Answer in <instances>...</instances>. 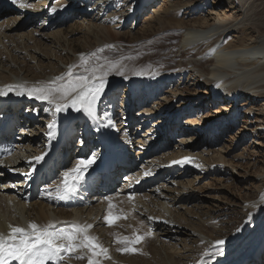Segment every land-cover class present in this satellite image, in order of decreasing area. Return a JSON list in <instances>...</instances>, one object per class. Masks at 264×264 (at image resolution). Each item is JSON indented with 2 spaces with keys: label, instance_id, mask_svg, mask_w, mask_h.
I'll list each match as a JSON object with an SVG mask.
<instances>
[{
  "label": "bare ground",
  "instance_id": "bare-ground-1",
  "mask_svg": "<svg viewBox=\"0 0 264 264\" xmlns=\"http://www.w3.org/2000/svg\"><path fill=\"white\" fill-rule=\"evenodd\" d=\"M79 1L54 0L53 3L52 0H18L17 3H13V0H0V90L7 92V95H0V117H13L14 121L8 126H5V120L1 121L0 129L5 130V135L19 130L12 137H4L0 134V141L4 145L8 147L13 143L15 147L10 156L0 161V233L7 235L10 231L9 225L27 228L30 222L41 226L49 223L60 224L58 228L68 227L72 223L91 224L89 235L97 237L99 243L108 249L110 258L97 257L101 264H201V262L202 264H235L244 255L253 254V247L264 240V178L257 181L261 183L259 186L254 187L252 185L254 182L249 184L246 177L248 175L255 177L250 170L256 163L260 175L264 174V112L260 106L257 113L251 112L253 115L240 119L239 106L250 104L252 99L255 101V96L264 99V19L262 20L258 15L257 6L253 5L251 10L253 18L248 17V22H245L246 24L244 23L239 31L235 27L249 11L240 0H229L230 2L224 4L221 11H218L215 5L223 4V0H215L208 18L203 21L175 23V26L184 25L181 37L174 46L176 51L181 52L182 58L177 59L176 68L150 72L139 69L136 72H142L143 75H134L133 72L126 75L127 79L125 75L107 76L104 92L95 105L94 117L71 108L55 112L54 107L44 101L36 100L35 103H29L24 100H14L28 95L18 96L15 88L9 91L6 86L17 84L28 87L39 86L57 77H63L57 81V84L65 85L79 77H91L92 73L82 69L80 63L92 49L86 36H89V33L97 36L101 31L93 22L81 17L89 15L94 6L95 10L92 13L97 12V16L101 15L100 13L109 7V4L106 5L109 1L89 0L91 4L94 3L92 6L91 4L84 6ZM144 1L148 0H139L136 3L139 4V8ZM194 1L164 0L163 7L154 10V18L159 20L161 17H166L167 12H173L175 16V12L179 13L186 7L193 8V4L196 5ZM21 3L28 6L21 7ZM137 5H134L125 21L133 17L130 21L132 22L137 18ZM52 9L55 11L53 12ZM261 10H264V4ZM232 31L239 32V40L235 43L229 40L221 45L220 39ZM205 50L208 53H204ZM69 72H71L70 76ZM201 79L206 84L208 94L202 100L201 94L193 101L195 98H191L190 91L195 92L196 87L191 86L199 85ZM244 79H246L245 84L242 85ZM125 81L126 102L123 103L129 107L131 97H134L136 103L131 105L132 108L137 109L141 103L145 108L150 106L146 111L137 112L140 116H144L138 120L141 121L139 125L148 123L149 132L151 131L146 136L149 137L147 140L136 139L137 145L133 139L127 137L125 126L117 133L118 111L115 114L112 110L116 102V92ZM174 82L180 85H175ZM169 87L176 88L171 92L164 91ZM247 87L250 91L245 89ZM253 88L256 95L252 94ZM166 92L170 93L169 95L180 94L184 97L182 106H175L176 99L173 96L166 97L164 102L159 101L161 99L159 95ZM142 97L144 101H141ZM10 100L18 104L4 105V102ZM206 103L210 106L217 104L219 106L209 109L206 118L200 121L185 116V127L189 128L192 125L193 128L179 136L181 149L178 152L161 154L163 150L169 148V138L176 133L180 134L174 127L179 119L178 116H182L184 112L190 113L193 107H197L195 111H200ZM134 114L130 111V113L126 112L125 116L129 119L133 118ZM18 119L23 120V125H19V122L15 123ZM53 119L56 121L55 135L49 136L51 130L48 125ZM212 121L216 123L212 124ZM81 127L83 132L77 148L82 146L84 136H88L86 146L87 141L90 144L85 147L86 151H89L88 157L95 156V161L85 172L84 178L100 168L110 150L117 151L120 146H124V149L128 148L129 153L136 155V158L145 155L144 163L133 164L118 152L115 156L113 181L115 185L120 184V181L123 182L115 193H113L114 188L108 192L101 191L97 182L96 188L87 195L86 201L77 192L73 197L60 200L54 194L56 186L51 188V196L42 193L43 189L47 190L43 187L40 190L38 188L37 193L40 194L38 207L26 208L31 200L28 189L32 186L27 181L33 174L30 172L38 165L35 158L44 154L56 137H65L67 133H72L71 139L65 146L66 151L69 150L68 146ZM204 127L205 129L211 127V130L208 128L204 130ZM121 130L123 132L120 134ZM235 130L238 131L233 133ZM221 135L227 138L222 142L223 153H228L241 140L249 137L250 145L243 148L240 156H234L240 161L231 163L232 172L228 173L232 177L231 181L237 180L234 176L235 172L236 175L245 177V180L237 182V187L240 188L239 194L242 196L232 191L228 192L230 199L227 201L220 200L217 204L215 200L204 203L207 199H215L208 194L211 186H208L207 182L195 186L191 181L185 182L179 179L186 178L190 170H195L198 172L192 179L195 183L210 170H212L210 174L218 170L215 168L202 170L200 168L202 165L199 164L205 162L203 155L201 151H194V148L214 146L221 141ZM103 142L104 146L100 145ZM245 152L247 154L244 158ZM67 153V158L71 157V153L68 151ZM86 154L74 156L69 169L79 161L76 157L87 159ZM250 157H255L253 159L255 161L251 162ZM185 158L190 160L184 162ZM245 159L248 160L246 163L243 162ZM56 161L58 168L56 171L63 174L67 166L60 167L59 162ZM173 161H181V163H173ZM119 164L122 166L119 167ZM224 164L228 166L227 163ZM214 166L215 164L211 163L207 167ZM124 172H127L126 176ZM145 172L150 174L145 175ZM62 174L58 176L59 182L56 184L61 182ZM156 175L159 177L154 178ZM80 182L77 188L82 190L83 187L79 186ZM109 198H111V209ZM169 198L172 205L180 203L176 206L177 209H186V211L178 215L176 209L173 206L171 208ZM197 200L199 202L195 206L197 211L187 209L188 205ZM66 203H72L73 206L69 209ZM45 207L48 209L51 207L53 218H50L51 213L47 212ZM234 209H240L242 216L229 218L230 222L220 219ZM33 210L36 214H32ZM112 213L115 216H111ZM140 213L147 215L146 219H142ZM105 217L113 219V223L109 224ZM116 217L119 219H115ZM124 220L128 223H123ZM153 228L156 229V239L163 245L166 237L181 242L175 244L174 251L164 249L165 245L161 248L147 247V245L145 247V244L153 238V233L151 235L148 232ZM134 235L144 236L141 241V245L145 247L144 251L138 253L139 255H122L123 252L118 251L120 247L117 237L133 238ZM218 240L224 241L223 245L218 246L222 249V253H218L216 247H213ZM198 247L200 249H197ZM260 248L261 260L257 264H264V246ZM195 252L197 257L194 256ZM205 252L208 254L205 255ZM233 252L237 257L230 259ZM89 255L87 249L73 253L62 252V259L52 262L88 264ZM77 256L84 258L78 259Z\"/></svg>",
  "mask_w": 264,
  "mask_h": 264
},
{
  "label": "rangeland",
  "instance_id": "rangeland-1",
  "mask_svg": "<svg viewBox=\"0 0 264 264\" xmlns=\"http://www.w3.org/2000/svg\"><path fill=\"white\" fill-rule=\"evenodd\" d=\"M52 1L54 3V0H52ZM99 1L102 2L105 0H99ZM108 1L109 2H107L106 5L109 4L108 5L109 7H107L104 11H102L100 13L101 15L97 16L96 15L97 12L92 13V11L95 10V6H94V7H92V10L90 11L89 15H87V16L85 15V16L81 17V19L93 22L95 25H97V28H100L101 32H99L100 34H98L97 36L92 35V33H89V36H86L88 41H89L88 44L92 45V47H91L92 49L90 50V52L86 55V58L84 59V60H87L88 63L84 64L83 63L84 60H83L80 64L82 65L81 66L82 69H86L88 72H91V70L93 68H97L100 65H103L104 66L103 70L106 71L110 67L109 62L118 63V65L124 70L125 76L128 74H131L134 71L139 70V69L144 70V71H148V72L165 70V69L174 70L176 68L175 64L177 62V59H179V58H180V60L182 59L181 54H180L181 52L179 50L176 51V48H174V46L178 43V41L181 37L182 31H183V26H184V25L175 26V23H178L180 21H187V22L199 21V22H201L204 19L208 18L209 13L211 12V7L213 6V4H215V0H195L194 3H196V5L193 4V8H191V7L187 8L186 7L183 10H181L179 13L175 12V16L173 15V12H167L166 17H161L158 20L157 18H154V13H155L154 10L162 8L163 4H164V2H163L164 0H155L154 2L149 1V0L144 1L143 5L140 4L141 5L140 8H139V4L138 5L136 4L139 0H108ZM240 1H243L244 7L247 6L248 8L247 7L246 8H247V10L249 9V11H247V13H246L247 15L242 17L243 19L241 22H239V25H237L235 27L237 30L238 29L240 30V28L242 26H244V23L248 22L247 21L248 17L253 18V15H252L253 12L251 11L254 7L253 5L257 6V8L259 9L258 15L260 16V18L262 20L264 19V10H261V7H263V4H264V0H240ZM229 2H230L229 0H223V4L215 5V6H217L216 9L218 11H221L224 8V6L226 5V3L228 4ZM88 4H91L90 1L88 2ZM93 4H91V6ZM134 5L138 6V10L136 12V14L138 13L137 18H135L132 22H130V21L133 19V17L131 19H128L127 21H125L124 19L128 18V17L126 18V16L134 8ZM170 14H172L173 16ZM211 17H212V15H211ZM81 19L79 21H81ZM238 31L237 32L232 31V32L228 33V35L226 37H222L220 39L219 43H221V45H223L225 42H228L229 40H230V42H234V43L237 42L240 38V34ZM109 45H111L113 47H109ZM101 49H103V51H100ZM204 53H208V52L205 50ZM174 59H176V60H174ZM97 73L100 74L99 71ZM107 76H121V75H118L116 71H110ZM245 80L246 79H244L242 81V85L245 82ZM174 84L176 85L177 83L174 82ZM177 85L179 86L180 84L178 83ZM205 85L206 84L204 83V80L201 79L199 81V85L191 86V87H196L195 92L190 91L192 94L191 98H195V99H193V101L196 100V98L200 97L201 94H202V96L200 97L201 100L207 96L208 92L206 93ZM242 85H240V86H242ZM126 88H127V85H126V81H125L119 86L118 91L116 92V95H115L116 102H115V105H113L112 110L114 111L113 113H115V114H116V111H118L116 114V116L119 117V121H117V123H119V127H118L119 129L117 130V133L119 132L120 128L125 126L124 129H125V133L127 134V137H130L131 139H133L135 141V144L137 145L136 139L139 138L138 140H147L149 138V137L146 138V136L149 135L151 132V131L149 132L150 124L145 123V124L139 125L141 121L139 122L138 120L144 118L143 115H141V116L139 115L140 111H143V110L146 111L147 109H149L150 106H147L145 108V106H142V103H141V105L137 109L134 107H133L134 108L133 109L131 107V105L133 103H136V100L134 99V97L133 98L131 97V100H130L131 103H130L129 107H127V105L125 103H123V102H126V98H124V96H125L124 92H125ZM175 88L176 87H169L167 89H164V91L171 92V91H174ZM245 89H247V91H250V89L248 90V87ZM252 91L253 92L255 91L254 88L252 89ZM167 92L163 93L162 95H159L161 99L163 98L162 100L160 99L159 101L164 102L166 100V97L170 98V96H173L174 99H176L174 101L175 106H178V105L182 106L183 99H185L184 97H181L180 94L169 95L170 93H167ZM245 92H246V90H245ZM196 93H197V95H196ZM222 93H224V92H222ZM224 94H226V93H224ZM252 94L256 95L257 93L254 92ZM143 98L144 97L141 98L142 99L141 101H144ZM251 101H250V104L248 103V105L239 106V112L241 113L240 119H242L244 116H248V115L250 116V115H253L254 113H257L260 106L263 108V112H264V99L255 96V101H252V102ZM149 105H151V103H149ZM218 106H219V104H217L215 106H212V105L210 106L209 104L206 103L205 107L201 108L200 111H195L197 107H193V109L190 113L184 112L182 116H178L179 119L176 121V124L174 125V127L178 128L181 125L185 124L184 123V121H185L184 117L185 116L190 117V119L200 121L201 119L206 118L205 116H207L209 109L215 108ZM124 108L127 109L126 112L130 113V111H132V113H135L133 115V118L131 117L128 119L125 116V113H126L125 110L126 109L124 110ZM182 108H181V110H182ZM137 112H139V113H137ZM143 114H145V113H143ZM213 123H216V121L215 122L212 121V124ZM82 127L79 128V130L77 131V135L73 137V139H72L73 141L68 146V149L70 151L69 150H67V151L71 152V157L68 158L69 162L67 164V167L63 171H66L67 169H69L71 167L74 154L76 153V149L78 151L77 144L79 143L78 140L82 134V130H83ZM211 127H212V125H211ZM211 127L210 128L207 127V128L209 130H211ZM206 129L204 127V130H206ZM123 130H121L120 134L123 132ZM237 131L238 130H235L234 132L231 131V132L236 133ZM183 133L184 132H180V134L179 133L174 134V136L169 138L170 139L169 148L167 150H163L161 154L165 155V154L178 152L181 149L180 148L181 144H179L180 143L179 136L181 137L183 135ZM120 134H119V136H120ZM167 134H169V133L167 132ZM215 134L217 135L216 132H215ZM224 140H227V138L225 136H222L221 141L214 146H211L209 148L208 147L204 148L206 146L194 148V151H201V153H202L201 155H203L202 157L204 158L203 161H205V162H201L199 164V166L202 165V166H200V168L202 170H210L212 168H215V169H218L217 171H214L212 174H210V172L212 171V170H210L209 172L206 173V175L205 174L203 175V178L200 181H196L195 183H194V181H192V179H194V177L198 173L195 170L194 171L190 170L191 172L189 173V175H187L186 178L179 179L181 181L185 180V182L191 181L192 185L195 184V186H198V185L200 186V185L204 184V182L205 183L207 182L208 186H211L209 188L210 192L208 194L211 195L212 198H215V199H207V200H205L204 203H211V202H214V200H215L216 204L220 200L227 201L230 199V194L228 192L231 193L232 191L237 193L238 195L242 196L241 194H239L240 188L237 187V182H241L242 180H245V177L239 176L238 174L236 175L235 174L236 172H235L234 176L236 177L237 180L231 181L232 177L228 173L232 172V171H230L232 169L231 163H237L240 161V159L235 158L234 156L235 155L240 156L243 153V148L250 145V140H249V137H246L245 140H241L240 143L237 144L235 147H233L231 150L229 149L230 151L228 153L227 152L223 153L224 149H223V143L222 142ZM70 146H71V149H70ZM220 150H222V151H220ZM136 154H137V151H136ZM245 154H247V152L244 153V156H243L244 158H245ZM75 156H78V155H75ZM88 156L89 155L87 154V158H89ZM129 156L133 157V160L137 159L136 161H133V163L142 164V163H144V161L146 159L145 155H141V156L139 155L140 158L139 157L136 158L135 157L136 155L134 156V154L131 152H130ZM254 158L255 157H250L249 159L251 160V162L252 161L254 162L255 161V160H253ZM76 159L82 160V159H86V158L76 157ZM246 161H248V160L247 159L243 160L244 163H246ZM211 163H214L215 166L208 168L207 166ZM224 163H227L228 166H226V164H224ZM256 165H257V163H256ZM256 165H254L250 170L251 171L250 173L255 174V177H251L250 175H248L246 177L248 179L247 181H249V184L254 182L252 184L254 187L259 186V184H261V183L260 182L258 183L257 181H261L262 177L264 178V174L260 175L261 172L258 171L259 169H258V166H256ZM225 168H227V169L225 170ZM138 170H140V168ZM255 172H257V174H259V175H257ZM60 174H62V173L58 172L57 176L53 177L47 184H44L42 186V189H43V187L45 189H47V190H44V189L42 190L43 194H47V195L51 196V188L58 185L56 183L59 182L58 176H60ZM123 174L125 176L127 174V172H124ZM158 177H159V175L154 176V178H158ZM163 180H165V179H163ZM122 182L123 181H121V183ZM161 182H163V181H161ZM121 183L119 185H116L113 193H115L116 189H118L120 186H122ZM36 196L37 197L35 199H33L29 203H27L26 208H31V209L35 208L36 209L38 207V204L40 201V198H39L40 194H38ZM170 200H171V198H169L168 201H170ZM43 202H46V201L43 200ZM169 203L171 204V208L173 206V208L176 209L175 212L178 215L183 214V212L186 211V209H177L176 206H178L180 203H177V205H172L171 201ZM198 203H199L198 200L191 203L190 205H188L187 209H189L191 211H197L195 209V206ZM45 210L47 212L51 213L49 215L50 218L54 217V213H52L51 207L49 209H48V207H45ZM48 210H50V211H48ZM32 214H36L34 210H33ZM113 215H114V213L111 214V216H113ZM168 215H170V212L168 213ZM140 216L142 217V219H146V217H147V215L142 214V213H140ZM236 216L237 217L242 216L240 209H234L232 212H228V215L220 217V219L222 218L223 220L225 219L227 221L229 218H235ZM217 219H219V218H217ZM124 221H123V223H128L127 220H124ZM228 221L230 222V220H228ZM55 225L58 228V226L60 224H55ZM129 228H130V226H129ZM148 232L151 235L153 233L154 239L151 238V241L149 240V242L147 244H145V247L147 245V247L161 248L165 245L166 247L164 249H167L168 251H174L173 247L176 246L175 244H179L181 242L180 240L178 241L175 239H170V237H166V238H164L165 243L163 245L160 242V240L156 239L157 237L155 236V234H156L155 228H153L152 230H148ZM130 235H132V234H130ZM183 238H185V237H183ZM205 238L211 241V239H209L207 237H205ZM258 243L255 246H257ZM118 244H119L120 248L125 247L124 244H121V243H118ZM179 246H181V245H179ZM132 247L138 249V251L123 252L122 255L127 254L128 256H130L133 254H138V253L140 254L145 249V247L141 245V242L138 244L132 245ZM197 249H200V247H198ZM214 250L215 249H213V251ZM231 255H232V258H230V259H234V257L235 258L237 257L235 252L231 253ZM194 256L195 257L198 256L197 252H195ZM238 261L239 260H237L236 263Z\"/></svg>",
  "mask_w": 264,
  "mask_h": 264
},
{
  "label": "snow or ice",
  "instance_id": "snow-or-ice-1",
  "mask_svg": "<svg viewBox=\"0 0 264 264\" xmlns=\"http://www.w3.org/2000/svg\"><path fill=\"white\" fill-rule=\"evenodd\" d=\"M18 0H13L17 3ZM21 7H26L23 3ZM54 12L55 9H52ZM109 47H113L109 45ZM100 51H103L101 49ZM84 64L88 61L84 60ZM108 70H103L104 66L100 65L91 70V77H79L76 80H70L65 85L57 84V81L63 77H57L47 84L39 86L28 87L24 84L6 86L9 91L13 88L17 90L18 96L27 94L29 97L39 101L47 102L52 105L55 112L66 111L69 108L76 112L83 111L87 116H95V105L100 99L106 86V77L110 71H116L118 75L123 76L124 70L118 63L109 62ZM100 72L97 75V72ZM71 72H69V76ZM134 75H143L142 72L134 71ZM125 79L127 77L125 76ZM0 95H7V92L0 90ZM111 124V121H109ZM48 128L51 130L49 136L55 135L56 121L53 119ZM37 163L43 160V156L35 158ZM190 158H185L187 162ZM95 156L91 158L82 159L77 164L65 171L62 174L61 182L55 188V196L57 199L65 200L73 195L77 190V185L84 179V174L89 167L94 163ZM173 163H181V161H173ZM145 172V175H149ZM111 198H109V208L111 209ZM111 215V214H110ZM109 224L113 223V219L105 217ZM115 219H119L116 217ZM91 224L80 225L72 223L68 227L57 228L55 224L49 223L47 225H37L30 222L27 228L9 225V233L7 235L0 233V264H12V261H17L18 264H48L49 261H56L62 259L61 253H73L78 250L87 249L90 253L88 256V264H101L97 257H108V249L104 248L95 236L89 235ZM150 234V233H149ZM146 234V235H149ZM144 236L134 235L130 237H117V242L124 244L125 247L118 249L122 252H133L138 249L132 245L140 243ZM223 240L215 242L213 247H216L218 253H222V249L218 246L223 245ZM208 253L205 252V255ZM78 259H83V256H77ZM202 264V262H201Z\"/></svg>",
  "mask_w": 264,
  "mask_h": 264
}]
</instances>
